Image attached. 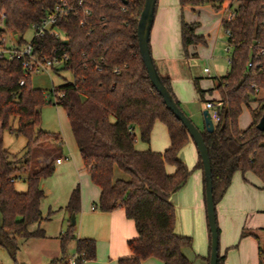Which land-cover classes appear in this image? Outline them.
I'll list each match as a JSON object with an SVG mask.
<instances>
[{
    "label": "trees",
    "instance_id": "obj_1",
    "mask_svg": "<svg viewBox=\"0 0 264 264\" xmlns=\"http://www.w3.org/2000/svg\"><path fill=\"white\" fill-rule=\"evenodd\" d=\"M226 1L179 0L182 8L191 6L194 10L206 4L220 10ZM229 1L236 12L232 21L222 22L231 32L229 70L209 89L201 87L199 78L194 80L200 101H208L207 95L214 91L219 93L218 99L211 100L219 116L215 129L202 130L212 164L216 205L237 171L243 175L253 173L264 187V130L257 127L264 114V0ZM62 2H67L72 10L60 16L54 25L60 35L47 33L27 39L32 25L40 23ZM144 2L0 0V19L4 15L0 40L12 32L17 35L19 45L30 40L39 56L66 53L69 60L55 70L73 74V81H65L46 93L32 86L21 59L0 56V246L15 264H23L17 260L22 241L45 235L43 229L30 227L44 219L42 181L54 173L55 162L34 169L27 177L22 172L30 169L35 147L49 140L62 141L59 134L41 128L46 95L67 114L83 163L92 182L101 190L97 207L102 211L123 208L135 222L138 235L128 241L131 255L120 258L118 264H143L148 258H158L163 264H191L183 249L192 245V239L175 232L176 208L171 196L190 175L178 152L192 138L151 82L141 56L137 25ZM234 2L237 6H233ZM197 27L198 22H187L182 16L181 37L186 55L189 46L206 42L205 36L197 33ZM250 61L252 66L248 65ZM162 79L181 106L171 79L164 76ZM255 101L258 105L252 107ZM245 107L250 110L251 123L242 129L239 118ZM156 120L167 126L169 147L164 151L151 147L138 150V138L151 143ZM4 131L26 138L22 156L4 146ZM167 163L176 166L175 173H168ZM196 168L203 169L200 155ZM117 169L127 177H116ZM17 181L26 182L27 190L19 191ZM81 199L77 184L65 207L71 216L80 211ZM75 231L76 224L70 218L60 236L62 251L65 253L67 244L76 240L77 264L95 259L96 240L78 238ZM209 233L211 241L210 229ZM258 254L259 264H264V241L259 242ZM225 259L226 255L219 252L218 264H224Z\"/></svg>",
    "mask_w": 264,
    "mask_h": 264
},
{
    "label": "rangeland",
    "instance_id": "obj_2",
    "mask_svg": "<svg viewBox=\"0 0 264 264\" xmlns=\"http://www.w3.org/2000/svg\"><path fill=\"white\" fill-rule=\"evenodd\" d=\"M237 4V2H234L235 6ZM227 6L225 3L220 10L213 9L212 6V8L206 6L197 13L184 12L183 18L185 21L192 17L191 19L198 22L197 33L204 35L206 42L191 46L188 49L187 55L180 49L179 56L168 64L172 74L176 78L183 79V84H185L184 80L186 79L187 83L190 84L191 94L185 92L187 100L180 103L185 113L201 130L205 128L203 111L206 108L209 109V102L212 99H217L218 94L214 91L212 95H207L208 101H200L194 80L199 78L202 88H211L214 86L217 78L226 74L229 70L231 50L227 51L225 49L228 42L227 34L221 24L220 16L217 14V12L223 13V8ZM178 30L181 36L180 25ZM5 35L8 38L7 44L10 46L12 44L11 36L13 33L7 32ZM31 35V32H27L26 38L29 39ZM160 66L158 64L161 73L165 66L163 68ZM206 67L209 68V72L205 71ZM30 77L33 87L46 90L60 85L64 81L63 77L70 78V74L43 71L33 73ZM258 96H261V93ZM251 105L252 107H256L258 102H252ZM210 111L212 112V110ZM41 117V128L51 133L61 134L64 137V144L62 147H59L57 142L54 143V141L49 140L44 142L41 147H35L32 150L30 169L24 170L22 175L27 177L33 172L37 164L36 155L38 153L62 152V155L65 157L64 163L57 165L54 173L43 180L48 194L43 201V210L47 214L50 210L59 208L57 201L62 197L66 186L80 183L82 188V183L87 173L81 169L82 158L76 148L73 132L64 109L56 105L54 100L50 102L49 96L46 95L45 103L41 110ZM250 122V110L244 108L239 118V125L245 128ZM151 139V145L159 147L158 149L154 148V150L164 151L166 147H169L170 137L168 129L161 120H156ZM3 140L4 146L9 147L19 157L25 152V137L15 136L9 131H4ZM165 143H167L166 146ZM51 145L55 146V151L49 149ZM191 148L190 145L186 144L178 152V157L190 169V175L186 183L173 196L176 208L175 232L191 237L192 245L183 249L191 264H209L208 258L210 256L211 241L205 203V184L203 182L202 171L200 170V198L202 206V214L200 216L196 202V172H198V169L195 167V164L197 161L194 150ZM166 169L168 173L176 172V166L172 163H167ZM228 189L231 193H229L227 198L231 202V205L229 206L230 213L227 217V226L220 223L219 220L220 255H226L227 260L225 264H259L258 246L259 242L262 243L264 241V187L262 186V182L253 173L243 175L241 171H237ZM217 213H219V207L217 208ZM62 217L63 213L59 211L53 213L52 219L44 224L48 233L58 235L61 231L62 222V230L67 228V220L62 221ZM244 231L245 234H243ZM26 256H28L27 249L21 244L20 252L17 255L18 262H22ZM145 262L147 264L150 262L162 264V261L158 258H150ZM0 264H15L13 258L1 246Z\"/></svg>",
    "mask_w": 264,
    "mask_h": 264
},
{
    "label": "crops",
    "instance_id": "obj_3",
    "mask_svg": "<svg viewBox=\"0 0 264 264\" xmlns=\"http://www.w3.org/2000/svg\"><path fill=\"white\" fill-rule=\"evenodd\" d=\"M225 3L229 4L231 2L228 0ZM206 6L211 7V5H203V6L197 7L196 10H194V8H192L191 6H186L182 8L179 0H158V3H157L156 16H155L154 25L152 28L151 41H150L152 55H153V58H154V61L156 63L158 70H159L158 64L159 66L161 65L160 67L162 68L163 66H165L163 68V71L160 74L164 77H169L171 79L173 91L177 99L180 102H186L187 98L185 97L186 96L185 92L186 93L188 92L187 94H191L190 93L191 86L190 84L187 83L186 79L184 80L185 84H183V79L176 78L175 75L172 74L171 68L169 67L168 64L169 62H171V60L179 56L180 49L184 51L183 44H182V37L180 36L179 30H178L179 25L181 26L182 16H184L183 13L187 11H189V13L190 12L197 13V12H200L202 8ZM233 6H235L234 3H233ZM221 13L222 12H219V13L217 12V14L220 16V21L222 24V14ZM191 18L188 20L186 19V21L187 22H197ZM197 30H198V27L196 31ZM31 34L32 35L29 39H31L33 36L32 31H31ZM196 45H191V46H196ZM191 46H189V48ZM51 71H55L58 74H64V73L70 74V78L63 77L64 81L61 84H63L65 81H73V74L68 70H61V71L51 70ZM53 87H51L50 89H46V90L43 89V90H45V92L48 93L49 90H51ZM217 94L219 98V93L217 92ZM197 95H198V92H197ZM198 98H199V95H198ZM240 128L244 129L243 127H240ZM59 135L62 141L58 143V146L62 147L64 144V137L61 134ZM74 140H75V137H74ZM166 144L167 143H165V146ZM75 145L78 150L76 140H75ZM188 145H190V147H192L191 149L194 150L195 158H196V161L198 162L199 154H198L197 148L193 140H191L188 143ZM54 147H55L54 145H51L49 149L55 151L56 148ZM150 147L153 150L154 148L155 149L159 148V147L152 146L151 143L147 144L143 142L140 138H138L136 142V148L138 150H147ZM7 148L11 153L14 154V152H12L11 149H9V147ZM57 158H62L61 162H57ZM64 158L65 157L62 155L61 151L38 153V155H36L37 164L35 165L34 169H39L45 166L51 160H54L55 167L57 165H62L64 163ZM81 164H82L81 169L87 173V176L84 178V181L82 183V188H81V184L77 183L80 185V188H81L82 199H81V209L77 214H75L76 215L75 233L78 238H93L96 240V243H97L96 258L93 260H87L84 262V264H118V261L120 258L128 257L131 255V251L128 247V241L132 238L137 237L138 235L135 222L133 219L127 217L125 210L123 208H118L113 211H102L97 207V202L99 200L101 190L96 184L92 182L90 173L88 172V169L84 165L83 160ZM196 164H195V167H196ZM197 169H198V172H196V179H197L196 202H197L198 214L201 216L202 206H201V198H200V187H201V182H200L201 174L199 172L200 170L202 171L204 184H205V180H204L203 169H200V168H197ZM116 177H127V174L117 169ZM76 185L72 184V185L66 186L62 197H60L57 201V205H59L58 206L59 208H57L56 210H50L46 214L43 210V201L47 197L48 194L46 192L44 182L42 181V187L45 190V196L43 197L41 201V210H42L44 219L38 222L37 224H33L30 228L31 229H36L37 227L41 228L44 230L45 235L43 237H33V238L22 241L21 244H23V247L27 249L28 256H26L25 258L23 257L24 260L20 263H23V264H60V263L66 262L69 258L77 254L76 240H71L72 242L70 241L67 244L65 253L62 251L60 236L61 234L65 233L67 229L66 228L65 230H62L63 222L61 223L62 227L58 235H53V234L48 233L46 227L44 226L46 222H49L52 219L53 213H55L56 211H59L63 213L62 221L67 220L66 227H68L69 219L71 218V215L67 212L65 207L68 203L70 194L72 190L76 187ZM16 188L19 191H26L27 183L24 181H17ZM229 193L231 192L228 189L224 197L216 205V208L219 207V213H217L218 225H219V220H220V223H223L224 225L227 226V217H228V214L230 213L229 206L231 205V202L227 198ZM174 194L171 196L172 202H173ZM205 203H206V200H205ZM60 258H63L62 261H59L57 263L53 262L55 259H60ZM146 260L143 261V264H147L145 262ZM226 260L227 259H225V262ZM149 264H155V263L150 262Z\"/></svg>",
    "mask_w": 264,
    "mask_h": 264
},
{
    "label": "water",
    "instance_id": "obj_4",
    "mask_svg": "<svg viewBox=\"0 0 264 264\" xmlns=\"http://www.w3.org/2000/svg\"><path fill=\"white\" fill-rule=\"evenodd\" d=\"M157 1L158 0H145L144 2V7L141 11L137 25L138 46L151 82L163 97L168 108L186 126L202 159L205 180L206 212L208 225L211 232V251L209 264H218V256L220 252V230L218 225L217 208L213 193V172L209 150L204 140L202 130L185 113V111L177 103L171 92L168 90L152 55L150 41L156 16ZM203 117L206 130L208 132L214 131L215 123L209 109L206 108L203 111ZM257 127L262 131L264 130V114L258 122ZM71 219L72 224H76L75 214L71 216Z\"/></svg>",
    "mask_w": 264,
    "mask_h": 264
},
{
    "label": "built area",
    "instance_id": "obj_5",
    "mask_svg": "<svg viewBox=\"0 0 264 264\" xmlns=\"http://www.w3.org/2000/svg\"><path fill=\"white\" fill-rule=\"evenodd\" d=\"M227 5V7L223 8L222 22L232 21L236 16V12L234 11V9L231 8L229 4ZM70 10H72V7L67 2L56 4L53 11L46 18H44L40 23L32 25L33 36H44L47 33L54 34L56 36L60 35L59 30L54 27V25L60 16ZM87 12L89 11L87 10ZM3 18L4 15H2L0 19V26L2 27H4ZM225 31L227 37H230V30L225 29ZM7 39V35H4L3 38L0 40V56H5L9 58L16 57L18 59H21L26 75L30 76L33 73L43 71L50 72L51 70H55V68L62 66L65 61L69 60V56L66 53L62 55L56 53L55 55L49 57L39 56L34 53V48L30 40L23 45H19L17 43V35L15 34L11 36L12 44L10 46L7 44ZM232 48V43L228 40L225 49L227 51H232ZM248 65L252 66L253 62L250 61ZM205 71L209 72L210 70L206 67ZM20 83L24 84V80H21ZM209 110H212V112H210L215 123L219 120V116L217 113V107L212 101L209 102ZM61 160L62 158H57V162H61ZM60 264H77V254L69 258L66 262Z\"/></svg>",
    "mask_w": 264,
    "mask_h": 264
}]
</instances>
